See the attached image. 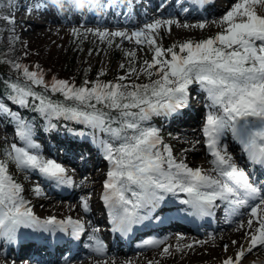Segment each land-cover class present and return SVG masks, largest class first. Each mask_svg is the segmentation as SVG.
<instances>
[{
  "label": "snow or ice",
  "instance_id": "6c2138e0",
  "mask_svg": "<svg viewBox=\"0 0 264 264\" xmlns=\"http://www.w3.org/2000/svg\"><path fill=\"white\" fill-rule=\"evenodd\" d=\"M170 2L161 0V8H167ZM189 2L206 8L214 0ZM256 3L264 5V0H236L220 18L222 31L214 37L198 42L188 39L167 49L157 43L162 29L170 32L176 25L202 30L205 24L181 25L176 19L161 17L130 34L112 31L111 38L146 45L152 53L151 61H145L139 70L134 67L135 52L125 53L133 63L125 75L116 78L117 82L101 81L103 72L97 80L85 79L80 86L55 77L47 82L41 71H30L17 63V79L21 82L6 84L8 94L2 99L41 117L47 132L63 126L59 122L82 126V130H67L77 137H91L108 164L102 202L112 233L127 236L146 223H162L164 214L171 210L169 198L177 200L183 194L178 203L184 207L178 211L189 217H214L221 208L227 222L231 217L248 214V229L254 222L258 224L250 236L248 252H252L264 246V185L252 181L247 169L238 166L223 137L230 132L249 165L264 169V17L253 11L251 5ZM178 6L188 11L183 0ZM0 18L14 23L7 16ZM73 34L79 35L75 30ZM92 34L112 44L108 32ZM120 67L125 69L123 64ZM133 74L136 79L143 75L149 82L123 83ZM192 86L205 94L207 112L201 134L211 158V168L206 172L177 161L171 146L163 142L160 129L151 124L153 118L180 115L189 105ZM3 121L14 126V136L21 146L12 143L2 150L4 159L0 160V255L6 257L7 248L19 246L22 229L48 237L62 235L65 243L81 242L88 232L85 221L38 218L8 170L13 164L17 170L37 174L57 187L71 188L73 180L67 169L42 154L41 145L34 140L33 123L0 102ZM199 143L193 142L191 150L195 151ZM34 192L39 194L41 189L36 187ZM80 206L85 214L90 211L87 198L80 200ZM98 231L92 227L85 248L103 257L106 249ZM159 243L144 242L145 246ZM223 247L227 250L228 245ZM244 254L241 247L236 264ZM222 264H233L232 258Z\"/></svg>",
  "mask_w": 264,
  "mask_h": 264
},
{
  "label": "rangeland",
  "instance_id": "374dc122",
  "mask_svg": "<svg viewBox=\"0 0 264 264\" xmlns=\"http://www.w3.org/2000/svg\"><path fill=\"white\" fill-rule=\"evenodd\" d=\"M216 2L218 3H216L215 6H219L222 9L226 7V10L224 11L225 13L231 8L232 4L236 2V0H217ZM251 7L258 15L264 17V14L261 13H264V5L256 3L251 5ZM119 9H125L126 13L124 14L121 10L119 12ZM160 12V9H157V7L149 8L148 3L146 1L144 2V0H0V17L7 16L14 19V23L9 24L4 19L0 18V39L3 35L2 30L7 31V34L5 35L7 41L5 49L3 50V59L7 61L11 69H15V64H21L23 49L35 48L44 53L41 54L43 58L41 67L36 69H33L29 65L25 67H27L30 71H41L44 74L45 81L47 82H50L53 77L56 79L59 77L57 74L59 69L57 63L59 59H62V57L66 55L69 59L73 60L71 67L73 71H75V69H80L83 66L88 68L90 71H95L94 77L91 81H95L98 78L96 76L103 72L104 75L99 76V78L104 77L106 82H117L116 78L118 76L125 75V72L121 73L123 69H121L120 66L123 64L125 68H128L130 64L133 63L129 58H126L125 53L132 51L135 52L134 67L137 70L144 65L145 61H151L152 53L146 45L141 47L137 46L134 41L128 42L127 40H121L120 38H111L110 33L112 31H124L130 34L132 30H137L152 20L161 17L176 19L181 25H197L199 23L205 24V27L202 30L192 27L185 29L182 26L177 27L176 25L171 27L170 32L162 29L157 39V43L160 47L165 49L173 45L178 46L180 43L185 42L188 39L198 42L203 39L214 37L222 31L219 18H221L224 13L219 15V18L210 17V19H207L206 16H199L200 18L198 19L195 17L187 19L181 18L177 15H172V13H162V15ZM74 30L79 33V35H74ZM89 30H91V32H89ZM96 31L108 32V39H112V44H108L106 41H101L98 36L92 34V32ZM176 50L178 51V47ZM152 79H156V77L153 76ZM132 82L148 83L149 81L143 75H141L139 79H136V75L133 74L123 83ZM191 90L194 92V99L192 103L198 104V107L201 108L200 112H197V114L199 116L202 115L205 118L207 109L205 107V103L200 102V100L204 98L202 96L204 93H200L198 88L195 86H192L190 93ZM9 107L13 111H20L25 119L30 120L33 123L35 132L34 140L41 145V152L44 156L48 157L50 155L49 153H51L52 157H49L53 159L58 152H63L60 147L64 146H70L69 149L72 152L76 149L75 147H77V149L83 148L85 154L89 153V150L87 149L88 144L87 146L81 147H79V145L87 139L92 142L91 137H77L69 134L67 130L69 128L82 130V126L73 124L64 125V122H59V124L63 126L58 125L57 130L47 132L45 131V121L35 113L33 114L35 118H29V116H26L25 114L26 110L18 109L17 106L10 103ZM180 115H184V117L180 120H175L172 126L167 124L170 118L166 120L158 117L153 118L151 124L152 126L160 129L163 142L170 145L172 151H177L178 161L183 160L188 166L195 169L198 167L199 161L205 160L202 152L203 149H205V152L207 153V149L205 148L203 142V136L199 137L201 133L200 126L202 125L201 121L199 122L201 117H198V125L194 126L195 122L191 117H188V112L183 111ZM178 116L179 115L173 116V119H177ZM197 140H199L200 143L199 145H196V150L192 151V144ZM16 142L19 143L14 136V126L7 121L0 122V160L4 159L2 150L9 148L12 143ZM223 143L227 145L228 151L233 155L238 166L248 170L247 166H245V155L243 154L244 156L242 157L238 155L239 152L237 151L239 150L241 152V150L237 147L232 148L233 150H235V148L236 150L238 149L237 151L230 150V146L232 145L230 132L226 133L225 137H223ZM17 145L21 146L19 144ZM191 160H195L197 164L195 165V163L190 162ZM57 162L61 163L62 166L67 169V175L73 180L74 188H72L74 197L70 198V201L77 202L78 204L82 198H85L86 196L90 198L89 205L91 207V214L85 215L80 208V214L81 217L85 218L84 221L86 222L88 232H91L92 227H97L98 229L102 227L104 228V223H99L98 220L105 218L101 201L103 183L108 169L104 174L97 173L99 177L95 173L93 174L94 176L91 175L93 172L92 168L87 174L84 173L81 176L79 172L81 170L82 163L79 160L77 161L78 164H76L77 167H73L71 162ZM209 167L210 165L207 166V169ZM8 170L14 181L21 185L23 189L22 195L28 202L29 206L33 209L35 216L40 219H47L52 216L57 219L67 218L68 212L58 205V203H66V200L59 201L60 198L54 192L56 188L54 184L48 182L49 184L47 183L45 188L41 183L43 178L40 176H34V173L29 174V172L17 170L13 164L9 165ZM36 187L41 189L42 194L45 196V202L47 201L46 203L51 206V209L37 205L36 193L34 192V188ZM96 187L98 190L95 192ZM180 195L179 197H181ZM179 197L176 201L180 199ZM91 203H93V205ZM35 207L39 209H36ZM41 209H47L49 212H43ZM259 214L260 210H258V215ZM246 217L247 216L243 218L242 216V219L239 221L245 219ZM223 218H220V221L225 220ZM73 219L75 218L73 217ZM223 222H227V220ZM232 222L233 220L231 219V222H228L227 225ZM235 224L227 229H224V231L235 228L237 223ZM221 231L223 232V230ZM206 234L204 233L203 235L194 237L201 240ZM103 235L105 234H101L99 237L101 240L104 237ZM207 235L211 236L213 233H208ZM240 250L241 248L234 251H228L226 253L224 252V257L222 255V259L215 262L221 261L222 263L225 259L232 258L233 264H236L235 258ZM262 250L263 249L261 248L260 251ZM156 251L157 250H151L149 253H137L136 258L132 260L130 264H217L214 261L204 259L202 256H189L188 254L195 252H187L185 250L182 252L184 253L182 263H179L178 259L181 256L178 254L180 253L178 252L179 248L170 253L162 251L158 254ZM244 253H247V251ZM14 255V252L10 253V255H6V257L0 255V264H5V262L2 261L3 259H8L12 262L14 260ZM25 259V257H22L20 260H24L25 263ZM62 260L67 261V263L62 262L65 264H69V262H71V264H81L79 261L73 262L64 257ZM62 260L50 264H61ZM27 261L29 262L28 264H39L33 262V259ZM128 261L130 260L124 259L120 264H127Z\"/></svg>",
  "mask_w": 264,
  "mask_h": 264
},
{
  "label": "bare ground",
  "instance_id": "6f19581e",
  "mask_svg": "<svg viewBox=\"0 0 264 264\" xmlns=\"http://www.w3.org/2000/svg\"><path fill=\"white\" fill-rule=\"evenodd\" d=\"M145 1L148 3L149 8L157 7V9H160L161 14L162 13H172V15H175V16L177 15L181 18H187V19L190 17H195L196 19H198V18H200L199 16H203V17L206 16L207 19H210V17L219 18L220 17L219 15L224 13V11L226 10V7L222 9L219 6H215V4L218 3V2H216L217 0H214V3H212L210 6H207L206 8L195 7L192 3L189 2V0H183V2L185 3V6L188 8L187 12H184V11L182 12L181 8L178 6V4L181 2V0H171V2L169 3L167 8H161V1L160 0H144V2ZM228 1H232V0H228ZM165 2L167 3L168 0H165ZM95 6H97V5H95ZM120 10H121V12H124V14L126 13L125 9H119V12H120ZM261 13L264 14L263 12H261ZM183 15H184V17H183ZM90 16H91V14H90ZM141 17H142V15H141ZM219 19H218V21H219ZM105 20H107V19H105ZM103 21H104V19H103ZM193 96H194V92H192V90H191L189 105H188V107L183 109V111L188 112V117H191L194 120V122H195L194 126L198 125V117H201L199 119V122L201 121V123H202L201 126H203L205 118H204V116H202V115L199 116L197 114V112H200L201 108L198 107V104L192 103L193 99H194ZM202 96L205 98V94ZM204 98H202V99L200 98L201 99L200 102L205 103ZM183 117H184V115H179L177 117V119H173V117H172L168 120L167 124L172 126L174 124L175 120H180ZM164 120H166V119L164 118ZM201 126H200V129H201ZM199 137H202L201 133H200ZM229 140H230V138H229ZM16 143L21 145V142H19V143L16 142ZM78 143H81V142H78ZM87 144H88L87 149L89 150L88 154H85V152L83 151V148L77 149V147H75L76 149L72 152L69 149L70 146H64V147H60L63 150V152L62 153L58 152L57 155L55 157H53V159L56 161H60V162H63V161L71 162V165L73 167H75V166L77 167L76 164H78L77 161L79 160L82 163L81 164V170L79 172L81 176L84 173L87 174L91 168L93 169V172L91 175H93L94 173L95 174L106 173V170L108 169V164L100 156L99 150L95 144H93L90 140L87 139V140H84V142L81 145H79V147L87 146ZM234 147L235 146H232L230 148V150L235 151L236 148H235V150L232 149ZM175 150H176V148H175ZM202 152H203V155L205 157V160L199 161L198 167L201 169L203 168L204 170L203 169L202 170L206 172L211 168V164L209 163L211 158H210L209 154L205 152V149H203ZM237 152H240V151L238 150ZM46 153H48V152H46ZM49 154H50L49 156L52 157V154L51 153H49ZM173 155L178 161L179 159H178L177 151H173ZM49 156L48 157L45 156V157L50 158ZM242 156H244V155L242 154ZM81 157H83V159H81ZM190 162L195 163V165L197 164V162L195 160H191ZM207 164L210 165V167L208 169H207V166H208ZM98 174H97V176L99 177ZM33 175L37 176V177L39 176L37 174H33ZM263 177H264V174H263ZM41 183H42V186H44L46 188L48 181L42 179ZM60 188H64V187H60ZM97 190H98V188L96 187L95 192ZM45 192H46V190H45ZM76 195H78V194H76ZM182 195H180V196L183 197ZM181 197H179V198L181 199ZM36 198H37L36 202H37L38 206H42L44 208L51 209V206L46 203L47 201L45 202V196L42 194V191L39 194H36ZM59 198H60L59 201L66 200L65 201L66 203H58V205L62 209H65L68 212L67 218L71 217L73 219V217H74L75 218L74 220L84 219L83 217H81V214H80V208H81L80 202L77 204V202L70 201L71 195H67L66 197L63 196V197H59ZM85 198H87L88 201H90V198H88L87 196ZM169 200L171 201V203H170L171 210L166 212L163 222L161 223V222L153 221V222H151L153 224H151V223L145 224V226L148 227V229L150 231L157 233L159 238L156 241H159L160 243L157 246H149L150 248H143L142 250H145L143 252L149 253L151 250H157L156 252L159 254L162 251H164V249H167L168 250L167 252L170 253V252L175 251V249L179 248L178 252H180V253H178V254L182 256V257L180 256V258L178 259L179 263H182L183 255H184V253H182V252L184 250L187 252H191V251L195 252L192 254L187 253L189 256H193V255L202 256L206 260H210V261L215 262V261L222 259V255L223 254L225 255L226 252L234 251V250L240 249L242 247L244 249V252L247 251V253L244 254V256L241 259V261L239 262V264H247V263H249V264H264V246H259L257 249L253 250L252 252H248V247L250 244V236H251V234H255V229H256V227H258V224L254 222L252 229L251 230L248 229L247 221L250 218L249 215H247V214L242 215L243 218L245 216H247V217L241 221H239V220L242 219L241 218L242 216H239L237 218L234 217L233 222L229 225H223L224 224L223 221H225V220H223V221H221L220 227H218L216 229V232L213 233V235H211V236L205 235V236H203V239L198 240L192 235H188V234L177 235V234H175V232H173L174 230H180V229H179V225L176 222L170 220L171 215L178 214L179 217L183 216V218H185L186 220H190L191 222H194L195 218L189 217L186 214L178 211L179 209L184 207V206L180 205L178 203V201L172 200L171 198H169ZM91 204L93 205V203H91ZM99 205H100V203H99ZM36 209H39V208H36ZM47 209H44V210L41 209V211L47 213V212H49V210H47ZM218 211L221 213H224L222 208L219 209ZM242 211L245 213H248V209H244ZM253 219L255 220V218H253ZM235 223H237V226L235 228L229 229L228 231H226V230L224 231V229H227L228 227L234 225ZM87 224H88V222H87ZM240 225H243V227H240ZM140 227H142V226H140ZM140 227H138L136 229H139ZM187 227L188 226H186L185 228L184 227H181V228L186 229ZM221 230H223V232ZM183 232L187 233V232H192V231L186 230ZM246 233H247V235H246ZM85 235L86 234L83 235L82 241L84 240ZM18 236H19V241H20L19 246L7 248V255H10V253H13V252L15 253V255L13 256L14 260L11 262L8 259H3L2 261L5 262V264H25L24 260H20V259H22V257L26 258L25 262H28L27 260L33 259V261H35V263L49 264V262L60 260L62 257H65V256H73L77 259V261L81 262V264H85V263L120 264V263H122V261L124 259L130 260V261H128V263L126 262L127 264H130V262L136 258L137 253H139V254L142 253V252H136L134 250V247L132 246L134 239L128 240L130 243L129 247H126V245H123L122 247H118L116 250V253L113 255L106 256V257L105 256L98 257L96 255H91L90 253L87 254L86 252L88 250H84V248L82 246V241L78 242V243L77 242L65 243L66 238L61 236V235L48 237L45 235L34 233L31 230H23L22 229L19 232ZM23 240H26V241L24 242ZM233 241H236L237 243L233 244L232 243ZM109 242H110V244L113 243L111 241H109ZM118 243L119 242H117V244ZM224 245H228L227 250H225V248L223 247ZM261 248L263 249L262 251H260ZM145 253H143V254H145ZM224 255H223V257H224ZM215 263L222 264L221 261L215 262Z\"/></svg>",
  "mask_w": 264,
  "mask_h": 264
},
{
  "label": "trees",
  "instance_id": "16d2710c",
  "mask_svg": "<svg viewBox=\"0 0 264 264\" xmlns=\"http://www.w3.org/2000/svg\"><path fill=\"white\" fill-rule=\"evenodd\" d=\"M2 32L3 35L2 38L0 39V99H1L0 102L5 103L9 106V102L6 99H2L8 94V90L6 89L5 85L8 84L9 82L20 83L21 81L17 79L18 73L16 69H11L7 61L3 59V50L5 49V45L7 41L5 37L7 31L2 30ZM22 53H23V57H22L21 65L23 66L29 65L33 69H36L37 68L36 66L41 67L43 63V58L41 54L44 53L40 52L38 49L35 48H25L23 49ZM72 63L73 60L69 59L67 55L63 56L62 59L58 60L57 66L59 67V69L57 74L59 77L57 79L69 81L70 83H73L76 86H80L85 79L89 81L93 79L95 71L92 70L90 71L88 68L84 66L81 67L80 69H75V71H73L71 69ZM126 69L127 68L123 69L121 73L125 72ZM96 77H98V75ZM99 79L101 81L106 82L104 77H101ZM138 84H142V83H138ZM25 114L26 116H29V118L30 117L35 118L33 115L34 113L31 111L26 110Z\"/></svg>",
  "mask_w": 264,
  "mask_h": 264
}]
</instances>
